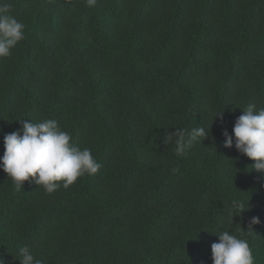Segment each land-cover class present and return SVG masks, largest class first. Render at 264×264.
<instances>
[{
  "label": "trees",
  "instance_id": "16d2710c",
  "mask_svg": "<svg viewBox=\"0 0 264 264\" xmlns=\"http://www.w3.org/2000/svg\"><path fill=\"white\" fill-rule=\"evenodd\" d=\"M6 2L25 39L0 59V157L18 120L55 119L101 168L52 194L0 168L4 264L25 245L42 264H212L222 230L264 264V173L222 135L264 107V0ZM201 126L183 156L162 143Z\"/></svg>",
  "mask_w": 264,
  "mask_h": 264
},
{
  "label": "clouds",
  "instance_id": "9594fccd",
  "mask_svg": "<svg viewBox=\"0 0 264 264\" xmlns=\"http://www.w3.org/2000/svg\"><path fill=\"white\" fill-rule=\"evenodd\" d=\"M86 4L94 7L96 0H86ZM24 39L25 24L12 14L11 3L0 0V59L9 57ZM217 116L222 120L223 111L214 117ZM18 121L21 127L4 135V154L0 157V168L14 183L17 191L23 189L25 181H29L43 186L46 193L52 194L61 186L68 188L84 175L91 178L99 173L101 164L92 155L91 149L72 144L70 133L62 130L55 119ZM232 133L231 136L226 130L222 133L223 147L232 148L234 144L240 154L254 161L253 170L264 173V107L248 105L243 114L236 118ZM207 136L208 127L201 126L191 131L179 128L172 133L166 131L162 143L174 144L175 154L183 156L194 143H202ZM231 207L238 214L246 211L244 203L239 200H233ZM233 216H229V224H233ZM258 223L259 219L252 217L248 229L252 230L251 226ZM240 230L241 233L246 231ZM215 235L218 242L211 245L212 264H254L252 249L246 239L230 234L229 230H222ZM17 257L14 260L19 261V264H42L27 245L18 249ZM81 258L86 261V251ZM0 264H4L2 259Z\"/></svg>",
  "mask_w": 264,
  "mask_h": 264
}]
</instances>
